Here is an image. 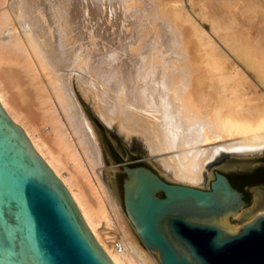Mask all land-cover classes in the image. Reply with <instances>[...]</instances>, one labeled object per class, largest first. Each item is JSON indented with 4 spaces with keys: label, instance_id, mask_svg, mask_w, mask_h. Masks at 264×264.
<instances>
[{
    "label": "bare ground",
    "instance_id": "1",
    "mask_svg": "<svg viewBox=\"0 0 264 264\" xmlns=\"http://www.w3.org/2000/svg\"><path fill=\"white\" fill-rule=\"evenodd\" d=\"M75 1L0 0V103L62 177L112 262L157 264L122 213L117 197L110 194L111 173L97 168L102 166L103 156L75 90L76 85L83 94L92 93L105 113L101 104L109 96L105 89L110 85L119 90L133 66L123 54V44H113L105 32L99 34L83 16V4ZM229 1L223 6L213 0H197L195 11L208 22L211 33L196 15L183 11V5L176 9L191 25L199 59L193 58L196 62L189 66L191 56L188 60L184 57L188 67L183 64L174 78L184 72L188 82L182 91L175 88L173 95L189 130L202 127L205 140L215 142L206 149L211 157L223 149L252 154L264 148V10L259 6L264 2H256L257 9L252 0L255 9L251 0H245L247 5L243 0H236L240 2L237 5L235 0ZM113 47L120 52L111 55ZM140 95L152 97L154 93L135 91L129 94L130 101ZM253 100L259 105H251ZM126 115H122L123 125L135 126ZM138 122L136 128H144L152 147L166 141L168 131L163 127L143 119ZM185 155L180 151L175 165L165 168L166 174L186 183H206L210 177V171L204 169L206 159H201L203 167H199ZM115 240H119L120 249Z\"/></svg>",
    "mask_w": 264,
    "mask_h": 264
},
{
    "label": "water",
    "instance_id": "2",
    "mask_svg": "<svg viewBox=\"0 0 264 264\" xmlns=\"http://www.w3.org/2000/svg\"><path fill=\"white\" fill-rule=\"evenodd\" d=\"M122 205L159 264H264V212L234 224L264 163L214 168L208 187L117 163ZM0 264H114L30 135L0 103Z\"/></svg>",
    "mask_w": 264,
    "mask_h": 264
},
{
    "label": "rangeland",
    "instance_id": "3",
    "mask_svg": "<svg viewBox=\"0 0 264 264\" xmlns=\"http://www.w3.org/2000/svg\"><path fill=\"white\" fill-rule=\"evenodd\" d=\"M213 1L223 6L227 3V0L225 3V0ZM253 1L258 4L264 2V0H262L263 2L261 0ZM253 1L251 0V8H254L253 5L255 6ZM75 2L77 3V0ZM194 2L197 3V0H194ZM244 2L245 0L241 3L243 4ZM77 4L85 6L82 5L83 9L80 5L84 14L88 11L87 14H82L92 22L99 34H104L105 32V34L107 33L106 38L111 40L113 44H123V54L133 66L127 75L128 79L122 83L123 86L119 90L115 91V87L110 85L105 89L106 95H109L108 97L105 96L104 101L101 103L106 107L105 113L101 111L100 105L92 93L83 94L80 88L75 85L79 103L103 156V164L102 166L98 165L97 168H104V171L108 170L111 173L113 192L110 194L114 195L113 197H117L114 199L124 215L126 213L121 207L124 173L120 170L121 165L117 163L147 164L162 176L178 181L173 176L167 175L165 168L173 167L177 162L179 152L184 150L186 153L185 158L191 157L195 161V165L199 167H203L201 159H206L204 169L205 171H210V177L206 183L196 184L206 188L209 185V180L213 178L214 168L237 167L239 164L248 163H264V148L260 151L252 152V154H237L234 151L223 149L214 157H211L212 153H208L206 149L213 143L215 144V142L205 140L207 134L202 131V127H194L190 131V127L183 120L177 104V97L173 95V92L175 88L178 91H182V88L186 87L185 85L188 82L187 74L180 72L176 77L177 80L174 76L184 68L185 63L187 64L188 62V64L190 63L189 66H191L196 62L193 58L195 60L199 58L193 35H191V25L178 14L176 9L183 5V11L189 12L192 16L193 14L194 16L196 15L193 17L198 22L200 21L199 23L211 33L208 22L198 16L195 11L199 7L198 3L195 5L193 0H78ZM262 5H259L261 6L260 8H264ZM195 6L196 8H194ZM248 6H251V4ZM234 7H238V5L235 6L234 4ZM263 8L262 10H264ZM257 9H259L258 6ZM90 14L92 16L88 18ZM118 51L113 47L111 55H116ZM188 55L191 56V60H188L190 59ZM184 57L188 60L185 63H183L185 61ZM185 67L188 66L185 65ZM252 81L250 80V83H255ZM135 91H151L154 95L150 96L151 98L143 95H140L142 97L137 96L139 99L134 98L132 100V102L137 100V104H135L129 98V94H133V92L135 94ZM258 102V100L256 102L253 100L251 105H259ZM121 108L124 111L126 110L125 114ZM129 112L133 115H130ZM122 115L132 118V123L134 121L135 126L133 125L131 128L125 127L122 123ZM139 119L153 122L168 131L166 141L161 142L157 146L156 140H154V145L156 144L157 147H152L151 141L144 133V128L140 127V125L136 128L140 124L138 122ZM244 208L237 216L231 218L234 224L238 225L249 220L256 213L264 212V186H255L251 190L250 207L245 206ZM130 225L133 227L131 223ZM118 235L116 233V237ZM149 253L156 263L159 264L154 254L150 251Z\"/></svg>",
    "mask_w": 264,
    "mask_h": 264
},
{
    "label": "built area",
    "instance_id": "4",
    "mask_svg": "<svg viewBox=\"0 0 264 264\" xmlns=\"http://www.w3.org/2000/svg\"><path fill=\"white\" fill-rule=\"evenodd\" d=\"M115 246H117V248H119L120 249V242H119V240H115Z\"/></svg>",
    "mask_w": 264,
    "mask_h": 264
}]
</instances>
